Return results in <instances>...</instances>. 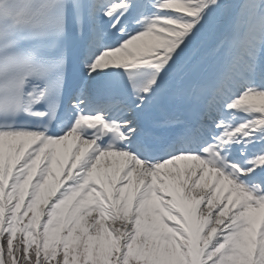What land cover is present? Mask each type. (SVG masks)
I'll use <instances>...</instances> for the list:
<instances>
[{"label": "snow or ice", "instance_id": "1", "mask_svg": "<svg viewBox=\"0 0 264 264\" xmlns=\"http://www.w3.org/2000/svg\"><path fill=\"white\" fill-rule=\"evenodd\" d=\"M0 264H264V0H0Z\"/></svg>", "mask_w": 264, "mask_h": 264}]
</instances>
